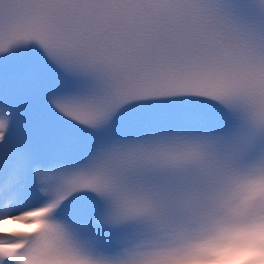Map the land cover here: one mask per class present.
Instances as JSON below:
<instances>
[{
	"label": "snow or ice",
	"instance_id": "6c2138e0",
	"mask_svg": "<svg viewBox=\"0 0 264 264\" xmlns=\"http://www.w3.org/2000/svg\"><path fill=\"white\" fill-rule=\"evenodd\" d=\"M6 222L31 230L0 264H190L264 228V0H0Z\"/></svg>",
	"mask_w": 264,
	"mask_h": 264
},
{
	"label": "clouds",
	"instance_id": "9594fccd",
	"mask_svg": "<svg viewBox=\"0 0 264 264\" xmlns=\"http://www.w3.org/2000/svg\"><path fill=\"white\" fill-rule=\"evenodd\" d=\"M258 244H264V228L235 231L217 241L204 253L203 258L193 260L190 264H224L223 257Z\"/></svg>",
	"mask_w": 264,
	"mask_h": 264
},
{
	"label": "bare ground",
	"instance_id": "6f19581e",
	"mask_svg": "<svg viewBox=\"0 0 264 264\" xmlns=\"http://www.w3.org/2000/svg\"><path fill=\"white\" fill-rule=\"evenodd\" d=\"M8 223L9 222H6L4 225H0V228H3V229H5V227L8 225ZM12 223V225H14L15 223H13V222H11Z\"/></svg>",
	"mask_w": 264,
	"mask_h": 264
}]
</instances>
